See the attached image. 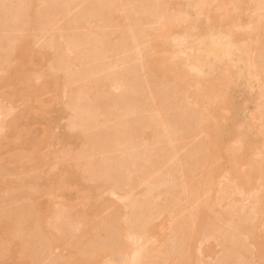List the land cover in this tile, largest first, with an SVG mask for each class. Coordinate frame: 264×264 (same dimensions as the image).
Returning <instances> with one entry per match:
<instances>
[{
    "label": "rangeland",
    "instance_id": "374dc122",
    "mask_svg": "<svg viewBox=\"0 0 264 264\" xmlns=\"http://www.w3.org/2000/svg\"><path fill=\"white\" fill-rule=\"evenodd\" d=\"M0 1V38L3 36L4 38L6 37V39H9L12 36L10 40H13V38L15 40L17 39L16 43L14 41L11 44L9 43L10 45L8 46V50L6 49L7 52H5L4 57L0 59V106L3 107L0 111V128L7 122L11 123L10 129L9 127L5 128L6 130L2 128L0 129V182L9 181L8 183L22 184V187H20L19 190L15 189L10 194H7L0 189V211L6 212L7 214L6 221L0 220L3 222V224H0V264H103L108 259H111L112 261H121L120 259L121 257L123 258L125 249H128L127 241L129 239L127 237V232L124 230L123 219L125 220L126 215L124 214V212L123 214L120 213L117 210V206L114 205H106L105 207L99 208L91 216L89 224L81 225L78 230L72 232L71 236L67 237L64 243L57 248L52 247L49 250L47 249L46 252L42 254H36L32 253L31 250L25 245L26 243L24 241V237L28 234L29 231L35 232L36 230L33 226L34 222H36L39 217L51 214L52 209H55V206L60 202V199L56 195V193H52V189L44 190L43 184L40 185L41 187H43L42 189H37L38 182H41L37 171L40 170L42 173L41 169L44 168L46 164H48L47 162L44 163L43 161H41L39 164V157L46 154L49 150L54 148V146L58 147L60 145L61 141L59 142L57 137L60 132L63 131L62 123L64 122V120L62 121L63 117L59 118L58 116L57 117L59 119H57L56 115L58 112L55 113L56 118L53 116L54 114L49 118V112H51L50 110L52 109L50 108H53V106L54 108H58V106L60 105L59 102L61 103V101L64 99L63 97L65 96L69 88L78 91L79 89L81 91V89L83 90L84 88H86L91 91L97 92L98 90L101 91L104 88L102 86L100 90V87H98L101 81H106L107 83V81L110 80L112 82L109 83L110 81H108V83L114 85V90L112 89V93L107 98V103H110V106L108 114H106V117L103 121V125L99 126L98 128H90L87 131L86 141L89 142V147L83 148L79 155H75L72 157V162L82 166L93 161L104 162V159L106 161V158L108 156H111L112 159L113 157H115L116 159V156L119 155L117 151L111 150L110 147L107 148L105 146L108 142L107 140H105V138L104 140L101 139L104 136H98L97 133H101L100 130H104V132L108 131V133L106 134L112 135V132H116L114 130H121L124 126V123L126 125L129 124L132 127L134 126L135 122H141L142 119V122H145L146 120L150 119L151 116L154 117L155 114L151 106L152 100L155 99L157 101H162L160 103H162L166 108L167 104L170 103L169 99H171V101L173 99V97L171 96L172 94L174 96H182L181 94H179L180 91L178 92L179 89L177 88V83L176 85H174L176 80L173 79V81H175L174 84L170 81V79H172L171 77H173V73H169L168 77L170 79H168V77L166 78L167 75H162L157 67L150 66V63L157 59V57L159 56L162 57L161 59L165 58L166 60H168L169 58L167 62L171 66L176 65V62H179L178 64H180L181 61H184L183 55L179 52V46L173 39H171L172 37L170 34L172 32L170 30V25H165L164 23V21L168 19L169 15L173 14L168 9V11L166 12L165 5H162L163 2L160 3L162 0H123L125 4L124 7H126L127 10L126 12H133L132 14L130 13V18L131 20H133L132 22H130L131 20L129 21L130 28H133H131L133 31L130 32V30L128 29L129 27H127L126 25H115L116 21H114V19H105L106 16V18L110 17V14L113 13L114 9H117L114 8V6L116 7V5H118V2H116V5L113 4L114 6H112V12L109 13V11L111 10H108V12L106 11L107 13H109V15L106 14L105 16L104 14L105 17L103 19V15L102 18L100 17L101 15L98 16V13L101 9H97L100 8V6H98L96 0H74L75 3H73L74 1L69 0L70 4H67L66 2L64 4L69 5V8H71L69 9L67 6L66 9H68V11H64L63 13H66V17H68L69 19L66 18L65 15L63 16L62 13H59L60 15L56 14L58 16H56L55 18L52 16L51 21L48 20L50 19L49 17L53 15L49 14L50 10V13H52V9L55 7V4H58L60 2L62 3L63 0H58L59 2H57V0H28V2L22 0L25 4L20 7V10L17 9V11L15 12L16 14L18 13L17 17L14 13L15 19H12V15L10 17L8 7L10 6L9 4H12V2L14 4V2H16L17 0ZM93 1L94 3L91 5L90 3H92ZM205 1L207 3V15L214 16L216 22L214 25H211V20L207 17V22L203 23V31L209 32L211 28V30L213 31L217 29L232 28L231 30L234 31L237 38L243 37L248 39L249 41L247 45L253 47L255 45H260L261 41H264V32L260 31V27H263L264 30V0H255L256 2L253 5L251 4V2H249V5L248 3L245 4L247 5V7H245V5H239V2L237 3V1L240 0ZM71 2L73 3L72 6ZM23 3L20 0V4ZM88 5H90L91 7L89 6V8ZM93 5L95 6V8L96 6H98L96 9L97 11H99H95L97 14L93 12L94 10H96H93ZM146 6H149V9ZM159 6H161V8ZM163 7L165 9H163ZM146 8L149 11L144 10L143 12V9ZM87 9H91L92 11L88 10V13ZM109 9H111V7ZM103 10H106V8H104ZM115 11L118 12L117 10ZM6 12H9V14ZM149 12H151V14ZM160 12L163 13L161 15H157L160 14ZM43 13L45 15H43ZM164 13L167 14L166 17ZM117 14H119V12ZM134 14L135 16H133ZM144 14H146V16ZM222 14L225 18H227L228 16L229 17L225 20V18L222 17ZM75 16L80 17H78V19ZM140 16L141 18L143 17L142 20ZM159 16L163 21L159 19ZM81 17L82 19H80ZM97 17L99 18V20ZM137 18L138 20L140 19L139 21L142 23L139 24ZM169 18H171V16ZM220 18L222 19L220 20ZM238 18H240V20ZM7 19H12V24H17L18 26L15 27L18 28L16 29L14 28V26L13 28H11V23L8 24L9 20ZM71 19L72 22L73 20H76L75 22L77 25L80 20L81 23H84H82L80 27H72ZM6 20L8 22H6ZM14 20H16V23L14 22ZM42 20H45L46 22H43ZM66 21L69 24H67ZM134 21L137 23V25L136 23H134ZM201 21H205L203 15L201 17ZM42 22L43 24H41ZM47 22H49L50 24L47 25ZM65 22L66 25L64 24ZM44 23L47 26H44ZM225 24L228 27H226ZM7 26H10V28ZM63 26L67 27L63 28ZM134 26L137 30L141 28L139 29L140 31H135L136 29ZM3 29H11V31L7 32L11 35L7 34L8 36H6V31H4ZM63 29H65L64 33L66 32V34L63 33V35L66 36L62 35L63 38L58 37L57 34H62L61 32L63 31ZM128 31L130 33H133L135 31L133 34L137 33V36L138 33L140 34V32H142V34H140L138 38L135 34L136 38H134L133 36L132 38L134 39H132V35H130ZM91 32H93L92 35ZM108 33H112L114 35V37L116 38V40L115 38L114 40L116 42L113 40V38L110 39ZM150 33H152L153 36L146 35H149ZM86 35L94 36L92 38L90 37L92 40L93 38H96L94 39L96 42L93 40V43H96L94 45L97 46V49H95L96 47L94 46V50H96L97 52L95 51V55L92 54V57L90 56L89 58H84L86 60H82L78 58L80 56L84 57L85 55H80V52L82 51L81 54L85 51L88 52V47H90L88 45H91L88 44L90 43L88 42V40L90 39H88L89 36ZM115 35L118 36L116 37ZM123 35L125 37H123ZM104 36L107 37L105 38ZM86 37H88L87 42ZM104 38L106 39V42L108 44L112 43L110 44L111 46L109 45L110 47H108V45H105ZM56 39L59 40L57 41ZM62 39H66V42ZM126 39H132V42H128ZM111 40H113L114 43ZM133 40L136 42L134 43ZM8 41L9 40H7V42ZM55 42L59 48L56 49V53H52L51 50L54 52L52 48H54L53 45L55 44ZM62 43L64 46L62 45ZM85 47L87 48V50L84 51V49H86ZM107 47L111 48V50L107 49ZM160 47H163L167 50H161ZM60 51L63 57L59 54ZM58 54L60 56H57ZM263 54V51H258L255 48L251 47L249 49V59L251 62H253L255 59H259ZM73 70L78 71V73L71 80L70 86L68 87L64 83L63 79ZM160 77H162V79H160ZM113 79L115 80V82ZM119 81H121L122 83H118ZM238 82L241 83L242 78H239ZM93 83H95V85L97 84L96 86L99 89L92 86ZM121 84H123L125 88H127V90L131 89L132 91L140 95L139 97H143V99L145 98L144 100H147L145 102L149 105L150 109L147 110L148 108H145L142 111L140 110L141 112L139 111V109H134L130 113L122 111L118 107L119 104H114V102H116V100L118 99H116V97H118L124 91V86L122 85V89ZM173 86L174 89L177 88L176 91L178 92V94L170 92L173 91ZM242 92H244V94L247 93V89L244 88L239 92H234L235 94L231 97V106L228 112L225 113L228 117L225 121L227 122V124L236 123L239 119V108H241L243 104H250L249 100L244 102V95ZM177 99L178 98H176V100ZM207 99V97H204L200 103L192 99L190 100L191 106H193L194 109L198 111V109L202 107L201 105L204 104ZM260 100L264 101V95ZM55 102L58 103V105L55 106ZM250 107H252V104H250ZM58 114H60V112ZM141 116L143 117L142 119ZM52 117H54L55 119ZM212 118L205 120V131L203 134L200 132H196L191 137L182 139L178 137V140L176 139L172 142V145L175 144V146H177L179 149L177 158L179 157L183 159L185 165L187 163L189 166L191 165L190 156L192 154V157L194 156V150L196 149L195 146L197 147L198 144L200 145L201 140L203 141V138L205 136L214 139V137L217 135V132H214L213 130L218 121L217 119ZM51 119L54 120L52 121ZM56 119L58 121V127L55 126ZM60 119L62 122H59ZM207 121L210 123V126L208 128L210 132L208 133ZM16 122L18 124H16ZM140 122L139 124L142 125V122ZM51 123H55L53 124V126L55 127H53ZM46 124L47 126H45ZM50 124L52 128L49 127ZM145 124L143 123V125ZM142 126H140L141 129L143 128ZM141 129L138 130L134 127L128 129L129 132L131 131L130 133L133 135L132 137H138L135 147L136 149H130L132 153H129L140 154L141 152L142 155L146 154V158L145 156L142 157L147 162L146 165L150 168L148 167L145 174H141L140 176H138L136 182L132 179L130 184L131 186L129 188V194L133 195L135 193H140L142 199L141 203L144 204V206H147L148 209H150L149 207L153 208H151V211L149 210V215L150 212H152L150 216L152 219L153 228L151 232L149 230L148 240L145 243V246L148 247L150 252V264H233L231 261L233 260L232 258H234L235 249H238L239 252H241L244 256H248V253H252L254 249H258L260 255L264 258V204L259 205L258 209H256L255 211V203H253L255 202L254 199L256 196L260 197L264 201V158L262 159L263 162L258 160L256 161L258 164H256L253 159H257V157L252 155L255 149L259 148L257 140H255V142L252 144L251 149L248 148L251 145H248L247 141L245 140L240 146L241 148H238L240 149L239 151H234L236 149H232L233 151L226 150L225 152L226 156L230 157L231 155H234L235 159L237 160H241L245 157L252 158L250 167L247 168V166H245V168L247 169L243 168L244 172H248V175H245L243 177V179L245 180H253L257 170H262V177L260 181L263 183V186L261 187L260 184L257 183L251 189V193L253 194L249 193L250 190L248 191V193L243 194L238 190L235 191L231 189V187L227 189V186L225 188H222V185L227 182V176L218 178L217 181H215L214 185H212V187L211 185H207L206 181H203V179L200 180L202 171V168L200 167L201 165H197V168L194 171H191L190 167L187 168L184 167L185 165H183V169L190 168V172H186L187 169H184L186 175L182 178L181 182L178 176L180 174H178L179 172L177 170V173L176 171H174L175 173H171L173 170H175L174 168L177 169L176 165L178 161L176 162V157L166 159V161L164 160V162L158 167L151 166L152 161L156 159L154 155H158L156 154L158 153V149L160 148L161 151L163 150L161 149V147L163 148L165 146L166 148H164V150L166 149V152H168L172 145H170L171 142L168 141L167 135L165 136L164 134L160 135L159 139L162 137L160 140H145V134ZM97 136L99 137L98 140L96 139ZM48 137L54 138L52 139V143H50L52 140L48 142ZM93 138L97 141H99L100 139V142L105 141L106 144L104 145L105 142H99L100 144H98V142H96V140H94ZM95 142L97 144H95ZM146 148L147 150L149 149V152L146 151ZM143 151H145L146 153H144ZM115 154L117 155L114 156ZM148 154L149 156L147 157ZM186 156L189 160L186 158ZM20 157L29 159L31 158L32 161L30 163L24 164L23 160ZM142 160H138V163H140ZM186 160L189 162H187ZM220 162L223 163L222 165L225 168H230L229 166L231 163L226 159L222 158ZM43 163L44 166L41 165ZM48 169H44L43 173H40L42 176V183L48 181V176H51L52 174V171L51 173H49V175L47 174V171H50ZM56 173L52 176L54 178V182H50V186L55 185L59 180V176ZM167 174L169 175L170 180H172L170 181L172 183L166 181L167 179L169 181V178H167ZM175 174H177V177ZM43 175H48V178L46 177L47 180L46 178L45 180H43ZM164 175L165 177H163ZM161 178L162 180L167 178L165 179V183L161 180ZM174 178L176 180L178 178V180L175 181ZM199 181L201 182V184L199 183ZM202 182L204 183L203 186ZM184 185H186L187 187L183 191V188L185 187ZM233 185L234 184H232V188H234ZM159 187L162 189H160L161 192L158 190ZM246 187L247 189H249V186ZM24 188H26V190H23ZM191 190L193 192L195 191L196 194H192L193 192ZM223 190L225 194L223 193ZM29 191H32L30 195H28L27 193ZM156 193H158L159 195H156ZM64 195L67 198L74 196L72 192L69 193L68 191H66ZM185 195L191 197H187V199H185ZM128 197H130V195L123 196L121 198V202L126 201L125 203L129 205V203L131 202L130 200L128 202ZM210 199L213 200L211 201ZM207 200H210L208 201L209 206L213 205L211 206V208L209 206L207 207V226H205L204 223L195 234H191L190 241L186 243V234L178 233V231L181 227H183L182 225L184 224L183 222L180 223L181 221H184L183 219L181 220V218H184V216L189 212L200 211ZM130 210L133 211V213L131 212L132 214H130V216L132 219H134L133 214L136 211L132 209ZM28 211L31 212V215H28ZM146 211L148 212V210ZM233 212L234 217L232 216ZM22 216L28 217L27 222L29 224H26L24 222L25 220L22 219ZM110 217H113L111 218V227L106 229L104 226V221L107 218L110 219ZM135 217L137 219H134V221H137L138 215L136 216V213ZM129 218L130 217L128 216V221ZM142 219L139 220L143 221L144 219ZM17 222L21 223L22 225L16 226L15 224ZM135 223L138 224L137 222ZM179 226H181L179 230L177 229L178 231H175L176 229L174 228H178ZM226 230L227 232H229L227 233ZM176 232L178 234H176ZM10 234L18 235L17 238L10 239ZM98 234H100V237L98 236ZM258 234H261V245L259 247H255L253 242L255 241ZM105 235H108V237ZM103 236L105 238L107 237V240H105V242L103 240ZM21 237L23 238V240L20 241ZM101 238L103 241L100 240ZM99 240L102 242V244ZM14 242L16 243V245H14ZM94 242L97 243L98 246L96 248V253L95 251H93L94 248L92 246ZM100 245L103 247L102 249H100ZM34 246H37V243H35ZM20 247L25 248L26 250L25 252H22V254L18 253L20 252ZM31 255L33 256L31 257ZM246 258H244V263H240L264 264V261L262 260L256 261L249 258L250 261H247Z\"/></svg>",
    "mask_w": 264,
    "mask_h": 264
},
{
    "label": "bare ground",
    "instance_id": "6f19581e",
    "mask_svg": "<svg viewBox=\"0 0 264 264\" xmlns=\"http://www.w3.org/2000/svg\"><path fill=\"white\" fill-rule=\"evenodd\" d=\"M25 1L28 2V0H25ZM59 1H61V0H59ZM59 1L57 0V2H59ZM68 1L69 0H63L62 3L64 4L66 2L67 4L68 3L70 4L71 0L69 2ZM72 1H74V0H72ZM75 1L73 3H75ZM94 1L90 4L92 5L94 3ZM21 2L23 3L24 1L21 0ZM96 2L98 4V6H100V8H97L98 6H96L97 9L103 10L104 8H106V10H103V11L100 10V12H99L100 14L98 13V16L101 15L100 16L101 18L103 15V19L106 16V14L109 15V13L113 11L112 6L116 5V2H118L117 3L118 5H116V7L114 6V8H117V9H114V11L117 10L119 12V14H117L118 12L115 11L116 12L115 13L113 11V13L110 14V17L106 18L107 17L106 16L105 19H111L112 18V19H114V21H116L115 25H120V24L123 25L124 24L127 27H129L128 29L130 30V32L133 31L132 30L133 28L131 27L132 28L131 29L130 24H129L130 22L133 21L130 18L131 14L133 12L132 13H131V11L129 13L126 12L127 10H126V7H124L125 4H124L123 0H117V1H115V0H96ZM249 2H251V4L253 5V4H255L256 1L255 0L237 1V3L239 5L241 4L243 6L247 3L249 5L250 4ZM62 3L60 2L58 4H55V7L52 9V11H53L52 13H50L51 12V10H50L49 14L50 15L53 14V15H51V17H49L50 15L48 14L49 15L48 17L50 18V19L47 18L48 20H51L52 16L55 18L56 16H58L56 14H59V13L60 14L62 13V15L63 16L65 15V17H66L67 14L66 13L63 14V13H64V11L65 12L68 11V9H66V7L68 6V8H69V5H67V4L63 5ZM73 3L71 4V6L73 5ZM160 3H162V5H165L166 9L164 7H163V9H165L166 12L169 10L173 14V15L168 14L169 17L171 16V18L168 17V19H166V21H164V23H165V25L166 24L170 25V30L172 32L170 34L172 37L171 39H173L177 43V45L179 46V50H180L179 52L183 55L184 61H181L182 63L180 62V64H178L179 62H176L177 63L176 65L171 66L167 62L169 60V58H168V60H166L165 58L161 59L162 57L159 56V57H157V59H155L153 62L150 63V66L151 67H157L158 70L162 73V75H167L166 78L169 76V73H173V77H171L172 79H170L169 77H168V79H170V81L173 82V84L175 82V81H173V79L176 80L174 85H176V83H177V85H178L177 88L179 89L178 92L180 91L179 94H181L182 96L176 95L177 96L176 97L172 94L171 96L175 100L172 99V101H171V99H169L170 103L167 104L166 108L162 103H160L162 101H160V100L157 101L153 98L154 100H152V105H151L153 109L152 108L151 109L154 111L156 116L154 114V117L151 116L150 119H148L146 121L144 120L146 122V124H145V122H142L143 117L141 116L142 125H143V123L145 124L143 126L141 124H139L140 121H137L138 123L135 122L134 126H132V127L129 124L126 125L124 123V126L122 127V129L121 130L117 129L118 131L114 130V131H116L115 132L116 134L114 132H112L111 133L112 135L106 134V133H108V131L104 132V130L103 131L100 130L101 133L98 132L97 133L98 136H100V137L104 136L101 139L104 140V138H105V140H107V142H108L107 143L108 146H107L106 142L101 140L103 143L105 142L104 145L106 144L105 146L107 148L110 147L111 150L117 151L119 153V155H117L118 153L114 155V156L117 155L116 159L113 156H112L113 159L111 158V156H108L106 158L107 159L106 161L104 159V162L93 161V162L86 163L85 165L82 166V165H79V164L72 162V157L75 155H79V153L82 151L83 148L89 147V142L86 141L87 131L90 128H95V127L98 128L99 126L103 125V121L106 117V114H108L109 106H110V103H107V98L112 93V89L114 90V88H113L114 85L109 84L112 81L107 79L110 82L108 83V81H107V83H106V81H104V80H103L104 82L101 81L102 83L100 82L101 85L99 84L98 87H100V90H101L102 86L104 88L101 91L98 90L97 92L91 91V90L86 89V88H84L83 90L81 89V91H80V89L78 91V90L69 88V90L66 92L65 96L63 97L64 99L61 101V103L59 102V104L61 106L59 105L58 108L56 107L57 110L53 106V108H50L52 110L49 109L51 112L48 111L50 113L49 118L53 114H54L53 116L55 117V115H56L55 113L60 112V114L57 113L56 117L57 116L59 118L63 117L62 121L64 120V122L62 123L63 131L60 132V134L57 137L59 142L61 141L60 145L58 147L54 146V148L49 150L46 154L39 157V164L41 161H43L44 163L45 162L48 163V164H46L47 167H46V165L44 166V163L41 164L44 166V168L41 169L42 173H43L44 169L47 170L48 167H49L48 170H50V171H47V174L49 175V173H51V171H52L51 176L50 175L49 176L43 175V177H44L43 180H45V178L47 176L49 177V178L47 177L48 181L44 182L45 184L42 183L41 171L40 170L37 171V174L39 175V178L41 180V182H38V184H37V189H42L43 187H44V190L52 189V193H56V195L60 199V202L55 206L56 208L54 207L55 209H52L51 214H49L47 216L39 217V219H37L36 222H34L33 226L36 229L35 232L29 231L28 234L24 237V241L26 243L25 245L31 250L32 253H36V254L41 253L42 254V253L46 252L47 249L49 250L52 247H54V248L59 247L61 244L64 243L65 239L67 237L71 236L72 232H75L76 230H78L81 225L89 224V220H90L91 216L99 208L105 207L106 205H114V206H117V210L120 213L123 214V212H124V214L126 215L125 220L123 219V221H124V230L127 232L129 244L127 241L128 249H125L123 258L121 257V259H120L121 261H112L111 259H108L103 264H150V259H149L150 252H149L148 247L145 246V243L148 240L149 230L151 232V230L153 228L152 219L150 216L152 212H150V215H149V210L151 211L152 207H149L150 209H148L147 206H144V204L141 203L142 199H141L140 193H135L133 195L129 194V191H130L129 188L131 186L130 184H131L132 179H133V181L136 182V179L138 178V176H140L141 174H145L147 172L148 167H149L146 165L147 162L145 161V159H143L144 156L146 158V154L142 155L141 152H140V154L138 152H137L138 154H136V153L130 154V153H132L131 150L136 147L137 139H138V137H136V136H134L136 138L132 137L133 135L130 133L131 131L129 132V130H128V129L133 128V127L135 129L139 130V129H141L140 126H142L143 128L141 130H143L144 134L146 135V136L144 135V138H145V140H148V141L152 140V139L155 141L160 140L162 138L161 137L159 139L160 135H163V134L165 136L167 135L168 141H170L171 142L170 145H172V142L175 141L178 137L181 139L191 137L196 132H200L203 134L205 131V123H204L205 120L206 119L208 120V119L214 117L218 121V123L215 125V128L213 130L214 132H217V135L214 137V139H211L210 136H209L210 138L205 136L203 138V141L201 140L200 145L198 144L197 147L194 145L196 149L194 148L195 149L194 150L195 151L194 156L192 157L193 154L190 156V164H191L190 166L187 163L189 161L186 160L187 162L186 161L185 162L187 164L185 165L183 159H181L179 157H178L179 159L177 158L179 149L177 146H175L174 143H173L174 145H172V147L168 146V147H170V150L168 152H166V149L164 150V148H166L165 146L163 148L161 147V149H163L161 151L159 148L158 153H156L158 155H154V157H156V159L153 160L154 162L151 160L152 161L151 166L158 167L164 162V160L166 161V159H169V158L171 159V158L176 157L177 158L176 162L177 161L178 162H177V165L176 164H174V165L177 166V169L174 168L175 170H173V168H172L173 171L171 173H175L174 171L177 170L179 172L178 174H180L178 176H179V178H180L179 180H181V182H182V178L186 175V173L184 172V169H187L188 167H190L191 171L192 170L194 171L197 168V165L198 166L201 165L200 167L202 168V171H201V179L200 180L203 179V181H206V184L211 185V187H212V185H214L215 181H217L218 178L223 177V176H227L228 178L226 177L227 182L222 185V188H225L226 186H227L226 189L231 187V189H233L235 191L238 190L240 193H243V194L248 193L249 190H250L249 193L253 194V193H251V189L257 183H259L261 187L263 186V183L260 181L261 177H262V170L261 169L257 168L258 170H257L256 175L254 176L253 180L243 179V177L245 175H248V172H244V169H247L248 167H250L251 162H252V158L245 157L241 160H237V159H235L234 155H231L230 157L226 156L225 152H226V150L233 151L234 149H236L234 151H237V150L239 151L240 149H238V148L243 144V142L245 140L247 141L248 145H251L248 147L249 149H251L252 144L255 142V140H257L259 148L255 149V151L252 153L253 156L257 157V159H253V161H255V162L258 160L262 161V159L264 158V101L260 100L261 97L264 95V54L261 55L259 59H257V60L255 59L253 62H251L249 59V57H250L249 49L251 47L255 48L258 51H263V53H264V41H261L260 45H255L253 47V46L247 45V43L249 41L248 39L243 38V37L237 38L234 31L231 30L232 28H230V29H217L214 31L211 30L212 29L211 28L209 30V32L203 31V29H204L203 23L207 22V17L211 20V25H214L216 22L214 16L207 15V9H206L207 3L205 0H162ZM12 4H13V2H12ZM12 4H9L10 6L8 5L9 6L8 9H9L10 14H9V12H6V13H8L10 15V17L12 15V19H13L15 17V14H16L15 12L17 11V9L20 10V7H22L25 3L20 4V0L19 1L17 0L16 2H14L13 5ZM94 5H93L94 8L92 7L93 10L96 9ZM89 6L90 5H88V7ZM110 7H111V9H109ZM146 7H148V9H149V6H146ZM159 7L161 8V6H159ZM245 7H247V5H245ZM6 9H7V7H6ZM97 9L94 10L93 12L97 11ZM148 9L147 8L143 9V12H144V10L149 11ZM88 10L92 11L91 9H87V12H88ZM108 10H111V11H109V13H107ZM6 11H8V10H6ZM161 11H163V10H161ZM102 12H104V13H102ZM47 13H48V11H47ZM149 13L151 14V12H149ZM156 13H159V12H156ZM162 13L160 12V14H157V15H161ZM17 14H16V17H17ZM104 14H105V16H104ZM43 15H45V14L43 13ZM79 15H80V13H79ZM84 15H85V13H84ZM144 15L146 16V14H144ZM202 15H203V18L205 21H201ZM133 16H135V14ZM166 16H167V14H165V17ZM223 16L224 15L222 14V17ZM45 17H47V16H45ZM75 17L78 18L80 16H78V17L75 16ZM82 17L80 19H82ZM226 17H227V15H226ZM66 18H68V17H66ZM70 18H74V17H70ZM140 18H141V16H140ZM142 18H141V20H142ZM223 18H225V17H223ZM227 18H225V20ZM12 19H7V20H9V22L7 20H6V22H8V24L11 23L10 24L11 28H13V26H14V28L17 29L18 27H15V26H18V25L12 24V22H13V21H11ZM159 19H161V17ZM218 19H219V17H218ZM221 19L222 18H220V20ZM238 19L240 20V18H238ZM98 20H99V18H98ZM137 20H138V18H137ZM42 21L46 22L45 20H42ZM75 21L76 20H73V22H72V19H71V22H72L71 26L72 27H77V26L80 27L82 25V23H84V22L81 23V20H80V22L78 20L79 23L77 22L78 23V25H77ZM119 21H120V23H119ZM14 22L16 23V20H14ZM43 22L41 24H43ZM66 22L64 23L65 25H66ZM134 23H136V22L134 21ZM138 23L140 24L142 22L139 21ZM46 24L48 25L50 23L47 22ZM46 24L44 26H47ZM67 24H69V23L67 22ZM136 25H137V23H136ZM229 25H230V23H229ZM225 26H226V24H225ZM7 27L10 28V26H7ZM66 27L63 26V28H66ZM226 27H228V26H226ZM9 28H6V29H9ZM135 29H136V27H135ZM139 29H141V28H139ZM124 30H126V29H124ZM138 30L136 29L135 31H138ZM4 31H6V36L11 35V34L7 33L8 31H11V29L10 30H4ZM64 31H65V29H63V31L61 32L62 34H60V33L57 34L58 37H62ZM260 31L264 32L263 27H260ZM130 32H129V34L132 35L131 38L133 36H134V38H136L135 34L137 36V33L133 34L134 32L133 33H130ZM92 33L93 32H91V35H92ZM64 34H66V32ZM111 34L108 33L110 39L113 38V40H114L115 37L113 34H112L113 36ZM140 34H142V32H140ZM140 34L138 33L137 38L139 37ZM261 34H263V33H261ZM89 35H86V36H89ZM118 35H115V36L117 37ZM146 35L147 36H150V35L153 36L152 33H150L149 35L148 34H146ZM253 35H255V34H253ZM63 36H66V35H63ZM125 36H126V33H125ZM125 36L123 35V37H125ZM2 37L0 38V59L2 57H4L5 52H7L6 49L8 50V46L11 43H13V41L15 43L17 42L16 41L17 39L15 40L14 38H13V40H10L12 38V36L9 39H6V37L5 38L4 37L2 38ZM90 37L92 38L94 36H89V38L86 37V42H87V38H88V39H90V40H88V42H90L88 44H91V45L87 44L88 46H90V47H88V52L85 51V50H87V48L85 47L86 49H84L85 52H83V53H86V54H83V53L81 54L82 51L80 52V55H85V56L84 57L82 56L83 58L80 56L81 58L79 57L78 59L83 60L84 58H89L92 54L95 55L96 50H94V48L96 47L95 49H97V46L94 45L96 43H93V42L95 41L94 39H96V38H93V40H94L93 41ZM104 37L106 38L107 36H104ZM134 38H132V39H134ZM120 39H121V37H120ZM132 39H130V40L126 39V40L128 42H130ZM7 40H9L10 42L9 41L7 42ZM62 40L65 41L66 39L65 40L62 39ZM113 40H111V41H113ZM115 40H116V38H115ZM118 40H119V37H118ZM252 40H254V39H252ZM108 41H109V38H108ZM114 41H113V43H114ZM56 42H55V44H56ZM135 42L136 41H134V43ZM158 43H160V42H158ZM55 44L53 45L54 48L51 47L54 50V52L51 50L52 53H56L57 52L56 49L59 48L58 45L57 44L55 45ZM110 44H112V43H110ZM110 44H108L106 42V39H105V45H108V47H110L111 46ZM62 45H63V43H62ZM65 46H67V45H65ZM83 46H85V45H83ZM108 47H107V49L111 50V48H108ZM160 49L163 50L165 48L160 47ZM165 50H167V49H165ZM166 53H167V51H166ZM59 54L62 56L61 51ZM59 54L57 56H60ZM75 57H77V56H75ZM84 60H86V59H84ZM77 73H78V71L73 70L72 72H70L68 75H66L64 77L63 81L68 87L70 86L71 80L76 76ZM239 78H242L241 83L238 82ZM160 79H162V77H160ZM114 82H115V80H114ZM120 82L121 81H119L118 83H120ZM96 85H95V83H93L92 86H94L96 88L97 87ZM122 85L123 84H121V87L123 89L124 85L123 86ZM152 86H154V85H152ZM177 88L174 89V86H173V91H176ZM244 88L247 89V93L244 94V92H242L244 95L243 96L244 102L249 100L250 104H252V107H250V104L249 105L243 104V106L241 108H239V110H238L240 112L238 113L239 119L237 120V122L227 124V122H225V121L228 117L225 113L228 112V110L231 106V101H230L231 97L236 92H239L240 90H242ZM170 90H172V89H170ZM120 91H122V90H120ZM120 91H119V93H120ZM173 91H170V92H172L174 94H176V93L178 94L177 91L176 92H173ZM114 94H115V92H114ZM139 96L140 95H138L136 92L132 91L131 89L127 90V88H125V86H124V91L118 97H116V99L117 98L118 99L116 100V102H114V104H116V105L119 104L118 107L122 111L127 112V113H130L134 109H139V111L140 110L142 111L145 108H148L147 110H149L150 109L149 105L145 102L147 100H144L145 98L143 99V97H139ZM204 97H207L208 99L204 104L201 105L202 107L200 109H198V111L196 109H194L193 106H191L190 100L194 99L198 103H200ZM176 98H178V99L176 100ZM229 101H230V103H229ZM56 105H58V103H56L55 106ZM2 108L3 107L0 106V111L2 110ZM54 117H52V118H54ZM58 117H57V119H59ZM49 118H48V120H49ZM214 118H212V119H214ZM57 119L55 121V123H56L55 126L58 125ZM139 119H140V117H139ZM20 120H22V119H20ZM62 121L60 119L59 122H62ZM49 122H50V120H49ZM55 123H51L52 126ZM10 124L11 123L7 122L3 126H1V128L5 129V128L9 127V129H10ZM16 124H18V123L16 122ZM51 124L49 127H51ZM130 124H132V123H130ZM45 126H47V124ZM55 126H53V127H55ZM129 126H130V128H129ZM209 126H210V123L207 121V133L210 132V130H208ZM102 128H103V126H102ZM231 134H233V135H231ZM98 136L96 138L97 140L99 138ZM110 136H111V138H110ZM50 137H51V134H50ZM47 139H48V142H50L54 138L48 137ZM96 139H94V140H96ZM94 140H93V142H94ZM97 140H96V142H98V144L102 143V142H100V139H99V141H97ZM52 142H53V140L50 143H52ZM96 142H95V144H97ZM48 148H49V145H48ZM146 151L149 152V149L147 150V148H146ZM143 152L146 153L145 151H143ZM150 152H151V149H150ZM149 154L147 155V157L149 156ZM248 155H250V154H248ZM118 157H120V158H118ZM20 158L23 160L24 164L30 163L32 161L31 158L30 159L24 158V157H20ZM186 158H187V156H186ZM222 158L226 159L228 162L231 163L230 166L228 165L230 168L227 169L222 165L223 163L220 162L222 160ZM108 159H111V160H108ZM150 159H152V158H150ZM184 159H185V157H184ZM138 160L139 161L142 160L144 162L141 161L140 163H138L139 162ZM147 161H148V159H147ZM256 164H258V163L256 162ZM183 165H185L184 167H187V168L183 169ZM245 166H247V168H245ZM190 168L187 169L186 172H188L190 170ZM53 169H54V171H53ZM177 171H176V173H177ZM54 172L55 173L57 172L56 174L59 176V180L55 185L50 186V182H54V178L52 177L53 174H55ZM161 175H163V174H161ZM172 175H174V174H172ZM175 175L177 177V174H175ZM167 176H168L167 178H169V181L167 178H165V179H167L166 181L167 182L172 181V180H170V177L168 174H167ZM163 177H165V175ZM47 178H46V180H47ZM175 178H174V180L177 181L178 178H177V180ZM165 179L162 180V178H161V180L164 183H165ZM162 181H161V183H162ZM8 182H5V181L0 182V189L2 191L6 192L7 194L12 193V191L15 189L19 190L20 187H22V184L8 183ZM170 183H172V182H170ZM199 183L201 184L200 181H199ZM41 184H43L44 186L41 187L40 186ZM232 184H234L233 185L234 188H232ZM176 185H178V184H176ZM203 185H204V183L202 184V186ZM184 186L185 187L183 188V191L187 187L186 185H184ZM246 186H249V189H247ZM161 188H162V186H161ZM161 188L160 187L158 188V190L160 192L162 190ZM73 189H75V190H73ZM23 190H26V188H24ZM66 191H68L69 193L72 192L74 196L68 197V198L65 197L64 193ZM31 192L32 191L27 192L28 195H30ZM194 192L192 194L195 195L196 192L195 193ZM223 193H224V190H223ZM186 194H187V192H186ZM125 195H130V197H128V202L130 200V202L132 203V206H131V203H129V205L127 203H125L126 201L121 202L122 201L121 198ZM156 195H159V194L156 193ZM156 197H158V196H156ZM185 197H186L185 199H187L188 195H185ZM190 197L191 196H189L188 198H190ZM129 198H131V199H129ZM210 200H207V202L203 205V207L201 208L200 211H197V212L192 211V212H189L187 215H185L184 218L182 217L181 220L183 219L184 221H181L180 223H182V222L184 223L182 225L183 227L179 226L178 228H176L177 227L176 226L174 228V229H176L175 231H178L179 228L181 227L180 230L178 231V233L179 234H182V233L186 234V241H187L186 243H188L190 241L191 234H195L198 231V229L200 227H202V225L204 223H205V226H207V222H206L207 217H208L207 216V207L209 206L208 201H210ZM254 200H255V202H253V203H255L254 208L256 211V209H258L259 205L264 204V201H263V199H261L258 196H256ZM211 204H212V202H211ZM169 205H171V204H169ZM129 206L133 207L134 209L129 207ZM211 206H213V205H211ZM211 206H209V207L211 208ZM130 209L136 211L135 212L136 216L138 215L137 221H134V219H137L135 217V213L133 214L134 219L131 218L130 214H132L133 211H131ZM146 210H148V212ZM15 211H16V209H15ZM27 213H28V215H31V212L28 211ZM233 214H234V212L232 213V216L234 217ZM145 215L147 216V218ZM128 216L131 218V219L129 218V221H131V222L128 221ZM6 218H7L6 212L0 211V220L6 221ZM27 218L28 217L22 216V219L25 220L24 222L26 224L28 223ZM111 218H113V217H110V219L107 218L104 221V226L106 229L111 227V223H112ZM139 219H142L143 221H140ZM2 221H0V224H3ZM135 222H137L139 225L136 224ZM180 223H178V224H180ZM15 225L21 226L22 224L17 222ZM224 231H225V229H224ZM246 231H247V229H246ZM173 232H174V230H173ZM226 232H227V230H226ZM178 233L176 232V234H178ZM174 234H175V232H174ZM17 235L16 234H10V239L17 238ZM99 235L100 234H98V236ZM105 236L108 237V235H105ZM102 238L100 240H102ZM106 238L104 237V239H103L104 242H105V240H107ZM21 240H23L22 237H21L20 241ZM99 241H96V242H99ZM35 243H37V246H34ZM100 243L102 244L101 241H100ZM253 244L255 247H257V246L259 247L261 245V234L257 235ZM14 245H16L15 242H14ZM92 246L94 248L93 251H95V253H96V248L98 247L97 243L94 242L92 244ZM102 248L103 247L100 245V249H102ZM6 250H7V248H6ZM25 251H26L25 248L20 247V252H18V253L22 254V252H25ZM32 256L33 255H31V257ZM246 257H248V258H246ZM244 258H246L247 261H250V259L256 260V261H261V260L264 261V258L260 255L258 249H254L252 253H248V256H246V255L244 256L241 252H239L238 249H235L234 250V258H232L233 260L231 262L233 264H239L240 262L244 263L245 262ZM98 262H100V261H98ZM94 264H96V263H94Z\"/></svg>",
    "mask_w": 264,
    "mask_h": 264
}]
</instances>
